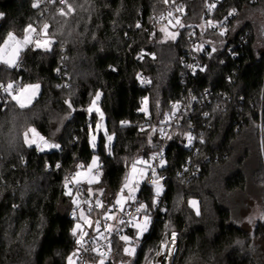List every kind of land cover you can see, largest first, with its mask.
<instances>
[{"label": "trees", "instance_id": "16d2710c", "mask_svg": "<svg viewBox=\"0 0 264 264\" xmlns=\"http://www.w3.org/2000/svg\"><path fill=\"white\" fill-rule=\"evenodd\" d=\"M177 1L185 3L182 22L191 27L179 29L176 42L161 43V26L153 17L171 6L163 0H74L76 13L70 19L58 14L59 3L33 9V0H0V43L8 33L23 36L26 25L46 23L56 40L52 51L24 52L16 68L0 65V82L41 86L30 107L14 101L0 106V264H66L73 252L74 222L68 219L73 203L64 195L63 179L94 154L86 130L94 118L82 109L97 90L103 92L101 107L115 134L113 156L105 153L103 138L97 150L104 175L94 188L104 191L107 202L123 185L126 165L154 152L147 137L172 102L188 92L202 100L205 91L212 100L194 105L192 116L182 119L168 140L164 193L151 209L150 230L132 264L155 260L171 231L178 235L173 264H264V221L251 237L232 223L226 205L229 196L246 191L251 178L264 193V26L258 20L264 17V0L218 4L215 20L234 10L238 14L227 38L211 36L218 51L187 88L180 58L201 23L206 0ZM231 45H237L235 55L228 53ZM141 51L153 56L148 53L137 62ZM139 74L151 80V88L139 87ZM145 97L149 116L137 111ZM122 120L132 126L122 127ZM150 126L148 132L139 131ZM33 129L61 149L41 153L28 147L25 133ZM189 131L200 134L204 143L187 146ZM138 196L151 206L152 187L143 184ZM192 199L199 202V215L189 206ZM254 243L263 247L253 254L249 248ZM113 252L120 255L117 240Z\"/></svg>", "mask_w": 264, "mask_h": 264}, {"label": "snow or ice", "instance_id": "6c2138e0", "mask_svg": "<svg viewBox=\"0 0 264 264\" xmlns=\"http://www.w3.org/2000/svg\"><path fill=\"white\" fill-rule=\"evenodd\" d=\"M45 2L56 4L57 0H33L32 7L33 9H41ZM163 3L171 5L172 8L167 11L166 15L161 14L159 18L158 22L161 24V27L158 31L162 34L160 42H176L181 34L176 29L190 28L191 25H186L182 22V14L185 12V9L183 6L178 5L176 0H163ZM217 7L218 5L214 2L208 3L207 11L212 12ZM57 11L60 16L67 17L75 13L76 9L71 3L66 2L65 8H59ZM40 15H43V12ZM229 15H234V12L229 13ZM205 22L209 28H220L218 33L220 36H224L228 31L227 27L222 26L220 21L206 19ZM51 27V24H44L41 28L37 29L34 25L29 24L26 25L23 36L8 33L3 42L0 43V65L16 68L20 63L21 55L29 49L42 50L44 52L52 51L56 40L50 34ZM141 27L140 23L136 24L137 29ZM151 35L155 38L157 33L153 32ZM190 35L195 36L196 33L192 32ZM192 51L194 53L206 52L207 55L212 56L218 49L213 47L211 42H209L207 49L205 44H196ZM146 55L148 54L142 53L139 58L143 59ZM187 67L193 75L198 71L205 70L203 66H197L195 62L188 64ZM112 70L115 71L116 69L113 67ZM137 81L140 84H151V80H145L142 75L137 76ZM39 87L38 84H25L22 82L17 84L15 81L9 82L6 85L0 82V93L7 99L17 102L20 106H27L26 102L21 101V97L29 92H31V95H35ZM102 96L103 92L97 90L87 107L82 109L86 113V117L94 118L86 125L88 145L94 154L87 163H77L71 176L63 179L64 195L72 200L75 208L71 235L75 237L74 244L76 245V250L66 257V264H81V253L89 251L87 247L89 244L91 245L90 251L98 258L96 264H109L114 234L119 241L123 242V254L126 257L134 259L142 238L150 230L152 224L151 209L153 206L159 205L160 197L164 193V177L160 173L161 170L167 167V159L163 148L159 153H149L147 157L137 158L130 165H126L128 171L123 185L111 202L103 199L104 191L102 189L93 187L101 184L104 175L101 156L97 151L101 138H103L105 153L110 157L114 153L112 145L115 141V134L111 133L107 127L105 114L100 103ZM66 104L71 111H76L75 106L70 100L66 101ZM137 111L143 113L145 116L150 115L148 97H145L141 101V106L138 107ZM204 115L208 116L207 113H204ZM183 116L184 110L181 107V102H172V113L163 123L172 125L174 121L182 120ZM120 125L122 127L132 126L130 121L125 120L120 121ZM189 127L191 126L189 125ZM31 131L37 136V139L31 140L28 133H25V143L28 147H34L41 153L61 149L59 143L48 141L46 137L37 133L35 129ZM139 131L148 132V129L140 128ZM153 135H158L161 138L166 137L168 140L173 139L171 135H166L162 128L159 134H157L156 129H153L147 137L150 145L153 143ZM186 138L187 146L191 147L196 137L189 131L186 134ZM199 142L204 143L203 138H200ZM55 167L56 169H60L62 165L57 163ZM145 182H149L153 190L151 206L148 202L141 203L138 200V194ZM85 190L87 192L86 198H84ZM189 203L193 207L196 206V201L194 200L189 201ZM94 211L100 213L96 219H93L92 216ZM196 214L199 215L198 208L196 209ZM261 218L264 219V216ZM126 229H131L132 234H128ZM176 241L177 233L175 231H171L170 240L161 241L159 250L155 252V256L160 258L159 264H170L174 256L173 249L175 248ZM132 259L127 264H132Z\"/></svg>", "mask_w": 264, "mask_h": 264}, {"label": "built area", "instance_id": "2783aa9c", "mask_svg": "<svg viewBox=\"0 0 264 264\" xmlns=\"http://www.w3.org/2000/svg\"><path fill=\"white\" fill-rule=\"evenodd\" d=\"M70 1H72V0H57L56 3L60 4L59 7H57V9L65 8L66 2L69 3ZM223 1L224 0H212L211 2H214V3H216L218 5L221 2H223ZM211 2L209 0H206L205 10H204V13H203V16H202V19H201V23H200V25L198 26L197 29L193 30V32H195L196 35L195 36L191 35L189 46L186 49H184V52H183V54L181 55V58H180V65H182V67H183L182 85L184 87H186V88L188 87V85H190L191 79H194L199 74L204 73V71L207 69L206 62L210 61L214 57V55L217 53L216 52L214 55L209 56V55L206 54V52L205 53H194L192 51V49L194 48V46L196 44H205L206 49H207L208 43L211 42V45L213 47H215V45L213 44L214 39H212L211 36H215V37L216 36H220L218 34L219 31H220V28H216V29L209 28L208 25L205 22L206 19L215 20L214 19V14H215L216 9L214 11H212V12H208L207 11V4L211 3ZM176 3L178 5H181V6L184 7L185 12L183 14H185L186 11H187L185 3L182 2V1H177ZM51 5H53V4H51ZM42 6L46 7V2L43 3ZM171 8H172V6H168L164 12L159 13V15L154 16L153 17V23L156 26H160L161 24L158 21H159V18L161 16V14H165L166 15L167 11L171 10ZM232 12H234V15H231V16L227 15V16H225L223 18L216 19V21H220L222 26H226L227 29H228L227 33L224 36H220L222 38H227L229 36L228 33H229L230 24L232 23L234 17L237 16V14H238L237 10H234ZM225 18H227V19H225ZM236 46L237 45H231L228 48L229 49L228 53L231 54V55L232 54L235 55L236 53H234V52L236 51V48H235ZM142 53H146V52L141 51L139 54L136 55L135 58H136L137 62H143L144 59L146 58L147 55L144 56L143 59L139 58ZM148 53H150V52H147V54ZM150 55L153 56V53H150ZM194 62L197 64V66H203L205 70L204 71H198L195 75H193L191 70L187 67V65L191 64V63H194ZM139 75H142V74H139ZM142 76H143V78L145 80H149V78L147 79L144 75H142ZM139 87L142 88V89L151 88L152 87V82H151V84H140L139 83ZM209 97H210V93L208 91H205V95L202 98V100H199L198 96H196L194 93L188 92V94L180 101L181 102V107L184 110V116H183L182 119H184V118L188 119V118H190L192 116V114L194 112V105L199 104V103L203 104V105L205 103L211 104L212 100ZM10 102H11L10 99H7L6 97L3 96L2 93H0V106L1 107L7 106V104H9ZM171 108H172V105H171ZM181 123H182V120L174 121L172 125H166V124L163 123L162 126L156 127L155 129H156L157 134L160 133V129L162 128L165 131L166 135H170L171 132H173V130L178 127V124H181ZM192 135L194 137H196V139L193 141V144L194 143L203 144V143L199 142L200 138H202L200 134H196L195 132L194 133L192 132ZM155 137H156V140L152 144V147L154 148V152L153 153H159L161 151V149L163 148L165 150V156H166V153H167L166 147H167L168 139L166 137H164V138L158 137V135H155ZM203 141H204V139H203ZM196 173H197V171H194L193 173H191V175L196 174ZM160 174L164 177V180H163V183H164L167 180L166 179L167 175L163 173V170H161ZM70 176L71 175H69L68 177H70ZM149 179H151V177H149ZM144 185L147 186V187H151V184L149 182H145ZM86 195H87V192L85 190V197L84 198H86ZM138 200H139V202H141L140 199H139V196H138ZM133 207H135V206H133ZM74 211H75V208H74V205H72V207H71V209L69 210V213H68V219L71 222H74V220H73ZM99 215H100V213L97 212V211H94L92 213L93 219H96ZM130 230L131 229H126L127 232H129ZM73 239L75 240L74 236H73ZM117 239H118L117 236L114 234L113 237H112V245H113V247H114L115 241ZM176 246H177V241H176L175 248L173 249L174 255H175V252H176ZM87 247L89 248V251L81 253V257H80L81 264H92L93 262H96V260L98 259L90 251L91 245L89 244V245H87ZM113 247H112V252L110 254V257H109V261L112 260V258L114 257ZM75 250H76V245L74 244V250L73 251H75ZM173 258H174V256H173ZM173 258L171 259L170 264H173L172 263ZM159 261H160V258L156 257L155 260L151 264H159Z\"/></svg>", "mask_w": 264, "mask_h": 264}, {"label": "rangeland", "instance_id": "374dc122", "mask_svg": "<svg viewBox=\"0 0 264 264\" xmlns=\"http://www.w3.org/2000/svg\"><path fill=\"white\" fill-rule=\"evenodd\" d=\"M73 2H74V0L70 1L69 3H71L73 5ZM73 7H75V6L73 5ZM75 13H76V11H75ZM75 13L70 14L67 17H63V16L62 17L65 18V19H70V18L74 17ZM184 15L185 14H182V16H184ZM258 20H259V24H261L260 26H264V17H262V18L260 17V18H258ZM43 25L44 24H40L39 26H35V27L37 29H39ZM160 26H158V27H160ZM176 30H179V29H176ZM35 85H37V84L35 83ZM40 92H41V86L39 87V90L36 92L35 95H31V92H29L25 96L21 97V101L22 102H26L27 106H20L16 102L17 105L19 107H30L31 105H33V103L35 102L36 98L39 96ZM170 108H171V106H170ZM171 113H172V108H171V111H168L166 113L164 120L169 115H171ZM163 121H161V124H159L158 126H155V128L159 127V126H162L163 125ZM181 125H182V123L178 124V127L175 128L173 130V132H171V134L174 133L175 130H177L178 128H181ZM145 129L150 130L151 126L148 127V128L146 127ZM152 129H153V126H152ZM26 133H28L29 138L31 140H36L37 139V136L31 130L26 132ZM262 146H263V158H264V138L262 140ZM249 181H250L249 182V186L246 189V191L243 192V193H237V195L229 196V198L226 201V205H228V207L231 210L232 223L234 225H236L238 228L240 227L245 232H247L251 237H253V235L255 234L254 231L257 228V226L261 222L264 221V219L261 218L262 216H264V193L260 189H258L257 186H255V183L253 182L252 178ZM192 200H194V199H192ZM194 201H196V206L193 207L192 205H190V203H189V206H191L194 209V211L196 212L197 208L200 210V206H199L198 200L195 199ZM117 242L120 244V255L117 256V257L114 256L112 258V260L109 261V264H127V262L130 259H132V258L126 257L123 254V252H122L123 242L119 241L118 239H117ZM140 244H141V242H140ZM139 247H140V245H139ZM262 247L263 246H261V244L258 245V243L257 244L254 243V245H251V247L249 248V252H251L253 254L255 252H260L262 250ZM135 259H136V256H135L134 259H132V263L134 262ZM92 264H96V262H93Z\"/></svg>", "mask_w": 264, "mask_h": 264}, {"label": "water", "instance_id": "95a60500", "mask_svg": "<svg viewBox=\"0 0 264 264\" xmlns=\"http://www.w3.org/2000/svg\"><path fill=\"white\" fill-rule=\"evenodd\" d=\"M50 142L57 143V142H54V141H50ZM125 175H126V174H125ZM124 180H125V177H124ZM177 238H178V235H177Z\"/></svg>", "mask_w": 264, "mask_h": 264}]
</instances>
